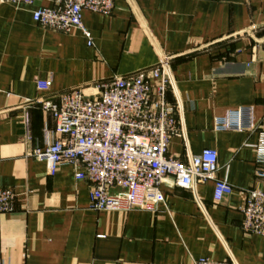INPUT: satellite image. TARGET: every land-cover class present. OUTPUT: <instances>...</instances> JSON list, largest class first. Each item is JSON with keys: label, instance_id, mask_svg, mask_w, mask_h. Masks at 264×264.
<instances>
[{"label": "crops", "instance_id": "1", "mask_svg": "<svg viewBox=\"0 0 264 264\" xmlns=\"http://www.w3.org/2000/svg\"><path fill=\"white\" fill-rule=\"evenodd\" d=\"M41 5L53 2L0 0V186L16 193L12 211L0 213V264H264V237L243 231L239 210L247 189L264 187L255 148L264 131V0H115L111 14L84 11L92 45L80 29L36 23ZM163 53L174 56L168 97L181 126L169 153L186 161L215 149L216 177L233 190L217 198L214 180L184 188L168 178L159 211L93 210L91 183L74 166L49 175L31 154L59 136L42 102L150 68ZM239 107L250 108L253 131L215 130Z\"/></svg>", "mask_w": 264, "mask_h": 264}, {"label": "built area", "instance_id": "2", "mask_svg": "<svg viewBox=\"0 0 264 264\" xmlns=\"http://www.w3.org/2000/svg\"><path fill=\"white\" fill-rule=\"evenodd\" d=\"M18 5H34L37 0H1ZM53 6H38L33 19L56 31L80 29L92 45L83 24L84 11L111 14L115 0H52ZM174 56L163 53L147 69L114 75L89 89L76 88L46 99L43 109L55 120L59 135L32 149V156L46 163L49 175L61 166L72 165L77 179L91 183L90 208L96 211H159L165 202L162 184L172 178L184 188L214 180L217 198L230 194L227 178L218 179V152L206 148L186 161L169 153L174 135L181 132L177 107L169 101L173 88ZM41 89L48 83L38 81ZM255 129L251 110L230 109L215 121L217 131L251 132ZM256 176L264 186V131L259 134ZM120 191L112 193L111 188ZM239 207L242 229L264 237V187L244 192ZM16 193L0 186V213L12 211ZM194 264H233L208 257Z\"/></svg>", "mask_w": 264, "mask_h": 264}]
</instances>
